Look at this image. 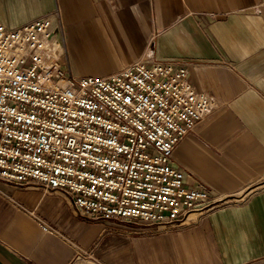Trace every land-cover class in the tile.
I'll return each mask as SVG.
<instances>
[{
	"label": "crops",
	"instance_id": "1",
	"mask_svg": "<svg viewBox=\"0 0 264 264\" xmlns=\"http://www.w3.org/2000/svg\"><path fill=\"white\" fill-rule=\"evenodd\" d=\"M263 1L0 0L9 27L60 9L78 76L185 63L217 108L179 144L175 166L220 200L194 221L148 231L81 216L62 192L0 180V264H264Z\"/></svg>",
	"mask_w": 264,
	"mask_h": 264
},
{
	"label": "built area",
	"instance_id": "2",
	"mask_svg": "<svg viewBox=\"0 0 264 264\" xmlns=\"http://www.w3.org/2000/svg\"><path fill=\"white\" fill-rule=\"evenodd\" d=\"M65 31L60 9L18 27L0 22V180L62 192L91 220L158 230L214 208L210 187L174 161L217 108L187 65L140 60L78 76Z\"/></svg>",
	"mask_w": 264,
	"mask_h": 264
},
{
	"label": "rangeland",
	"instance_id": "3",
	"mask_svg": "<svg viewBox=\"0 0 264 264\" xmlns=\"http://www.w3.org/2000/svg\"><path fill=\"white\" fill-rule=\"evenodd\" d=\"M144 227H145V228H147V229H148V231H150V230H151V231H152V230H155V231H156V230H158V229L151 228V227H147V226H144Z\"/></svg>",
	"mask_w": 264,
	"mask_h": 264
}]
</instances>
